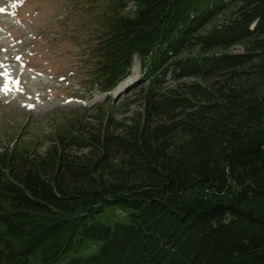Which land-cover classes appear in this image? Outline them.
<instances>
[{"label": "trees", "instance_id": "1", "mask_svg": "<svg viewBox=\"0 0 264 264\" xmlns=\"http://www.w3.org/2000/svg\"><path fill=\"white\" fill-rule=\"evenodd\" d=\"M117 5L89 89L114 91L136 58L138 84L0 151V264H264V217L248 209L264 200V0ZM112 206L129 223L107 224Z\"/></svg>", "mask_w": 264, "mask_h": 264}, {"label": "rangeland", "instance_id": "2", "mask_svg": "<svg viewBox=\"0 0 264 264\" xmlns=\"http://www.w3.org/2000/svg\"><path fill=\"white\" fill-rule=\"evenodd\" d=\"M0 1V85L8 83L15 91V95L13 91L11 96L0 95V151H3L16 144L20 132L26 139L25 144H34V138L61 133L68 125L81 121L79 116H83L82 113L69 109L65 113L60 106L90 107L106 99L105 94L96 90L86 92L84 83L87 81L89 89L90 77L99 56L95 50L101 35L105 34L109 17L121 6L117 5L118 0ZM130 5L121 12L135 16L140 6ZM232 11L222 14L218 24L228 23ZM252 26L254 30L256 23ZM247 43L243 41L228 51L217 50L214 54L242 55L246 52ZM133 73L135 79L132 76L133 79L124 87L110 93L113 99L109 104L117 103L122 93L137 86V78L141 74L137 59ZM1 74L9 78L5 83ZM0 91H3L2 87ZM11 97L13 101L14 98L23 100L29 107H38L33 112H27L17 105H7L4 100ZM46 149L45 145L40 146L39 152L42 154ZM248 209L264 217V200L252 203ZM131 213V209L112 206L106 209L102 219L110 226L129 223ZM99 248L98 243L92 242L84 246L88 255L97 253Z\"/></svg>", "mask_w": 264, "mask_h": 264}, {"label": "bare ground", "instance_id": "3", "mask_svg": "<svg viewBox=\"0 0 264 264\" xmlns=\"http://www.w3.org/2000/svg\"><path fill=\"white\" fill-rule=\"evenodd\" d=\"M12 1H13V0H12ZM3 2H5V1H3ZM4 4H5V3H4ZM3 12H4V11H3ZM2 14H3V13H2ZM2 18H3V17H2ZM2 21H3V20H2ZM5 22H6V21H5ZM7 22H8V21H7ZM17 36H18V35H17ZM31 76H32V75H31ZM8 79H9V78H8ZM21 81H22V80H21ZM2 89H3V87H2ZM3 94L9 96L11 93H10V92H5V93H3ZM8 96H7V97H8ZM10 96H11V95H10ZM7 97H6V98H7ZM13 97H14V96H13ZM12 99H13V98L11 97V98H9L7 101L14 102ZM14 99H15V98H14Z\"/></svg>", "mask_w": 264, "mask_h": 264}, {"label": "snow or ice", "instance_id": "4", "mask_svg": "<svg viewBox=\"0 0 264 264\" xmlns=\"http://www.w3.org/2000/svg\"><path fill=\"white\" fill-rule=\"evenodd\" d=\"M0 10H2V9H0ZM5 75H7V73H5Z\"/></svg>", "mask_w": 264, "mask_h": 264}]
</instances>
